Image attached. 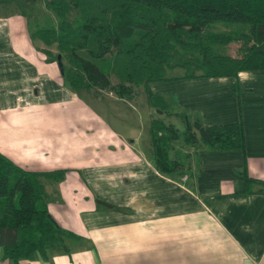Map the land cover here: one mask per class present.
Here are the masks:
<instances>
[{
  "label": "crops",
  "instance_id": "obj_1",
  "mask_svg": "<svg viewBox=\"0 0 264 264\" xmlns=\"http://www.w3.org/2000/svg\"><path fill=\"white\" fill-rule=\"evenodd\" d=\"M11 33L0 24V152L27 170L68 169L60 181L48 179L58 199L47 207L77 236L66 241L68 251L21 264H264V192H248L238 172L245 166L248 176L264 181V69L240 72L238 93L230 77L151 83L160 95L175 83L177 108L203 126L241 120L245 150L216 152L192 143L197 148L186 152L190 166L178 171V182L152 162L138 163L117 175L131 179L127 191L115 181L110 192L96 168L82 172L72 166L65 157L71 143L65 141L66 126L49 120L48 111L56 112L51 103L69 93L55 81L56 65L46 55L41 61L22 26ZM133 157L132 163L140 161ZM150 175L160 185L151 187ZM44 182L46 189L49 181ZM1 255L0 247V264H13Z\"/></svg>",
  "mask_w": 264,
  "mask_h": 264
},
{
  "label": "trees",
  "instance_id": "obj_2",
  "mask_svg": "<svg viewBox=\"0 0 264 264\" xmlns=\"http://www.w3.org/2000/svg\"><path fill=\"white\" fill-rule=\"evenodd\" d=\"M3 1L42 2L54 13L57 23L34 27L30 39L46 47L49 61L55 59L49 47L57 48L60 71L73 90H107L124 100L144 85L149 105L166 112L165 100L150 83L230 77L238 93L240 72L264 69V0ZM235 41L246 42L238 55L218 51ZM177 67L183 75L166 74ZM181 118L182 132L158 119L150 122L152 164L161 175L172 178L184 168L169 152L178 139L216 152L245 150L241 120L203 126L188 115ZM67 170H27L0 152L1 259L21 264L36 256L47 259L50 251H68L66 241L77 236L49 213L44 182L60 181ZM238 172L248 192H264V181L248 176L245 166ZM256 184L260 188L254 191Z\"/></svg>",
  "mask_w": 264,
  "mask_h": 264
},
{
  "label": "rangeland",
  "instance_id": "obj_3",
  "mask_svg": "<svg viewBox=\"0 0 264 264\" xmlns=\"http://www.w3.org/2000/svg\"><path fill=\"white\" fill-rule=\"evenodd\" d=\"M3 2L6 4H0V11L5 10L7 18L0 19V24L7 25L11 35V29L14 31L22 26V31L30 38V31L34 27L55 25L57 23L54 13L46 9L42 2L34 4L12 1ZM217 28L223 30L225 26L218 24ZM30 42L34 47L33 50L38 54L36 55L43 61L46 58V54H44L46 47L39 40L30 39ZM245 44L246 42L243 41H235L222 46L218 51L225 54L238 55L240 48ZM49 49L55 57L53 61H50L56 65L55 71H51L56 74L55 81L57 84L59 83L58 85L61 89H67L70 94L66 92L64 99L51 103L56 105V112L51 109L48 111L51 108L48 104L42 109V114L48 111V115L51 118L49 120L66 126L64 133L67 137L65 141L71 140V143L70 148L66 144L68 149L65 151V157L70 159V163L74 168H80L82 172L95 171L94 168H96V171L103 176L101 184L105 190L113 192L114 189L111 187L112 185L116 186V181L120 183L121 189H123L120 190L124 193V190L127 191L126 189H128L127 181H131V179L128 176L119 178L117 175L119 173L127 175L125 172H128V169L131 168L132 170L136 169L135 167L138 163L152 162L153 151L149 134L150 122L153 119H158L167 125H174L181 132L185 129V123L181 117L188 114L182 112L174 103L175 83L162 88L159 92L163 95L157 94L165 100L167 104L166 112H161L149 105L144 85L135 86L134 94L124 100L117 98L107 90H73L59 70V64L56 60V55L59 54L57 48L52 46ZM62 61L65 62L64 59ZM166 74L168 76L183 75L184 70L178 67L171 68ZM166 82H176V80ZM152 84H149L150 88ZM152 89L154 92L158 91L156 86H152ZM2 104L4 103L0 101V108ZM188 117L190 118V115ZM196 148L195 144H185L181 139H178L170 144L169 152L172 159L184 164V168H180L183 170L188 163L185 156L186 152ZM134 154L135 159L140 157L139 162L135 161V163H132ZM188 164L190 166V163ZM180 175L182 176V173H178V177L174 176L173 180L175 182L181 180L182 177ZM148 178L151 187H154L155 184L160 185V180L156 181L154 175H150ZM46 181L49 182L46 185L45 201L51 202L52 200L55 202L54 198L57 197L55 193L58 188L55 187L56 185L50 184V180L46 179ZM136 185L138 184L136 183ZM113 196L115 197V195ZM108 200L106 199V202Z\"/></svg>",
  "mask_w": 264,
  "mask_h": 264
}]
</instances>
